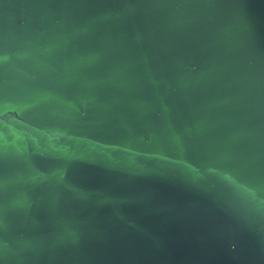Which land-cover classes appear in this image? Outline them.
Wrapping results in <instances>:
<instances>
[{"label": "water", "instance_id": "obj_1", "mask_svg": "<svg viewBox=\"0 0 264 264\" xmlns=\"http://www.w3.org/2000/svg\"><path fill=\"white\" fill-rule=\"evenodd\" d=\"M0 264H264V0H0Z\"/></svg>", "mask_w": 264, "mask_h": 264}]
</instances>
